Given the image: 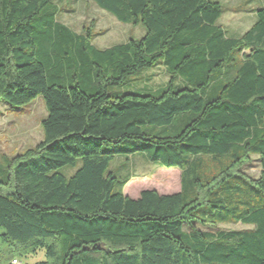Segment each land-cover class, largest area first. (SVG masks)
Masks as SVG:
<instances>
[{"label":"trees","instance_id":"trees-1","mask_svg":"<svg viewBox=\"0 0 264 264\" xmlns=\"http://www.w3.org/2000/svg\"><path fill=\"white\" fill-rule=\"evenodd\" d=\"M91 1L144 34L100 49L51 0H0V100L46 109L0 165V264H264V8L234 38L217 0ZM157 66L164 85L133 88ZM134 155L178 168L179 190L124 195L110 163Z\"/></svg>","mask_w":264,"mask_h":264},{"label":"rangeland","instance_id":"rangeland-1","mask_svg":"<svg viewBox=\"0 0 264 264\" xmlns=\"http://www.w3.org/2000/svg\"><path fill=\"white\" fill-rule=\"evenodd\" d=\"M58 8L56 20L67 25L76 32L87 28L92 36V44L107 48L123 43L129 39L140 38L145 30L138 24L125 23L117 20L107 11L99 8L91 0H51ZM223 8L218 23L223 26L229 37H238L255 21L254 10L264 8V0H217ZM144 78H137V77ZM133 80V88L147 87L154 90L164 85L168 74L162 66L147 68ZM128 87H115L114 90L127 91ZM46 116V109L41 96L20 107H11L0 100V165L7 166L12 156L33 148L42 139L40 122ZM121 166L118 176H130L123 187V193L136 198L144 189H154L161 194L177 192L180 187V170L175 167H163L147 161L140 155L116 156L110 163ZM80 162H77V167ZM212 165L211 163H209ZM6 168V167H5ZM76 168L64 166L59 168L66 176ZM247 175L257 177L259 163L256 157L242 169ZM248 226L237 224L219 225L221 229H242ZM44 259V252L25 258H17L12 264H34Z\"/></svg>","mask_w":264,"mask_h":264},{"label":"built area","instance_id":"built-area-1","mask_svg":"<svg viewBox=\"0 0 264 264\" xmlns=\"http://www.w3.org/2000/svg\"><path fill=\"white\" fill-rule=\"evenodd\" d=\"M13 262L15 263V262H16V260H13Z\"/></svg>","mask_w":264,"mask_h":264}]
</instances>
